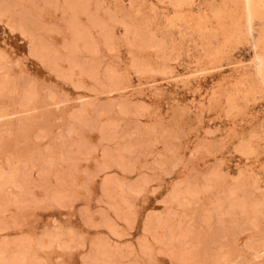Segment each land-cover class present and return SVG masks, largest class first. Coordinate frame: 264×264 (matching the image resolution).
I'll return each instance as SVG.
<instances>
[{
	"label": "rangeland",
	"instance_id": "374dc122",
	"mask_svg": "<svg viewBox=\"0 0 264 264\" xmlns=\"http://www.w3.org/2000/svg\"><path fill=\"white\" fill-rule=\"evenodd\" d=\"M0 264H264V0H0Z\"/></svg>",
	"mask_w": 264,
	"mask_h": 264
}]
</instances>
